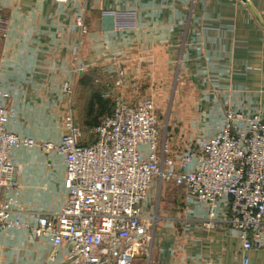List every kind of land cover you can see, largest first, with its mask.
<instances>
[{"label":"crops","instance_id":"crops-1","mask_svg":"<svg viewBox=\"0 0 264 264\" xmlns=\"http://www.w3.org/2000/svg\"><path fill=\"white\" fill-rule=\"evenodd\" d=\"M0 8L7 33L0 39V91L9 93L16 112L5 128L19 137L59 142L67 102L62 83L80 63L86 71L74 78V96L78 87L89 93L82 125L74 96L72 103L84 129L91 127L83 124L89 98L97 92L104 99L106 90L132 104L152 95L157 107H165L157 111L160 144L170 154L196 137L214 135L227 109L264 119V0H0ZM130 10L134 27L116 28L110 11ZM76 15L84 17L85 35ZM116 67L126 72L121 87L113 86ZM93 100L99 119L108 110L97 112ZM10 160L20 186L14 211L22 218L29 210L54 217L66 199L63 156L33 145L14 148ZM168 187L180 192L182 205L175 217H160L151 264H242L240 256L233 258L241 247L235 230L203 229L199 222L207 209L185 198L182 187L154 178L144 210L154 214V193ZM218 210H225V200ZM69 247L25 228L0 229V264H67ZM245 255L247 264H264V248Z\"/></svg>","mask_w":264,"mask_h":264},{"label":"built area","instance_id":"built-area-1","mask_svg":"<svg viewBox=\"0 0 264 264\" xmlns=\"http://www.w3.org/2000/svg\"><path fill=\"white\" fill-rule=\"evenodd\" d=\"M110 12L116 28L134 27L133 10ZM75 24L81 35L88 33L83 15L75 16ZM6 34L0 8V39ZM84 71L83 63L74 66L71 78L62 83L67 102L58 143L37 142L7 131L5 125L15 120L16 112L9 93L0 91V229L25 228L36 237H48L54 245L67 241V264H132L152 241L155 217L142 204L158 178L182 187L185 198L194 197L205 205L207 216L199 222L203 229L233 228L241 243L234 261L240 256L247 264V251L264 248V119L227 109L214 135L196 137L177 154H170L166 144H160L154 97L146 95L132 104L106 90L101 95L110 101L109 111L85 132L72 103L74 78ZM113 72V86L121 87L124 68ZM33 145L64 158L66 199L52 218L31 210L22 218L13 209L20 186L10 153ZM220 200H225L221 212Z\"/></svg>","mask_w":264,"mask_h":264},{"label":"rangeland","instance_id":"rangeland-1","mask_svg":"<svg viewBox=\"0 0 264 264\" xmlns=\"http://www.w3.org/2000/svg\"><path fill=\"white\" fill-rule=\"evenodd\" d=\"M89 93H84V91L81 89V88H77L76 89V92H75V96H74V101H75V108L77 109L76 111V115H77V118L80 122V124L82 125L81 123V119H80V111H83V105L85 103V98H86V95H88ZM108 107H107V110L109 111V108H110V101H108ZM158 109L164 113L165 112V107H157L156 106V111H158ZM158 114V117H160L161 115L159 113ZM84 131L86 132L87 130L84 129ZM87 137V134L85 135ZM167 193H161L160 189L154 193L153 195V205H154V208L156 210H154V214L152 213H149V214H152L154 215V219H155V223H154V226L153 228H151V232L150 234L152 233L153 237H152V241L149 240V243H148V249L147 251L145 252L144 250L139 253L133 260L132 264H151V259H152V247H153V239H154V235H155V232H156V229L160 223V220L162 216H166V215H171L173 217H175L177 214H173L176 210H178V208L182 205V202H181V198H180V192L174 188V187H168L167 188ZM169 194V197H167ZM178 206V207H177ZM149 248H151V251L150 253L148 254V251H149Z\"/></svg>","mask_w":264,"mask_h":264},{"label":"trees","instance_id":"trees-1","mask_svg":"<svg viewBox=\"0 0 264 264\" xmlns=\"http://www.w3.org/2000/svg\"><path fill=\"white\" fill-rule=\"evenodd\" d=\"M92 98H94V103L97 104L96 106V110L97 112H101V111H104V108H107V103H108V100H105L103 99L99 93L96 92V94H92L91 97L89 98L88 102H87V105H86V109H85V119L83 120V124L85 125H88V126H93L94 124H96L98 122V118H97V115H93L92 113L94 112L93 111V106H92Z\"/></svg>","mask_w":264,"mask_h":264}]
</instances>
